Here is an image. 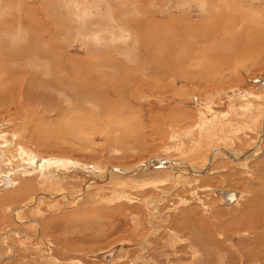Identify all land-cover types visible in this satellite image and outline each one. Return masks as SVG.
Instances as JSON below:
<instances>
[{
  "label": "rangeland",
  "instance_id": "rangeland-1",
  "mask_svg": "<svg viewBox=\"0 0 264 264\" xmlns=\"http://www.w3.org/2000/svg\"><path fill=\"white\" fill-rule=\"evenodd\" d=\"M109 1L126 28L131 23L126 48L92 47L93 33L108 30L96 3L80 21L66 0H0V24L15 13L0 33V144L8 160L1 169L15 180L0 192V264H264V135L248 131L252 141L236 142L246 153L260 140L245 166L216 160L210 173H186L187 183L153 182L176 174L174 162L202 167L224 144L211 137L226 128L221 114L236 107V96L264 90L263 1L242 0V10L224 17L215 13L223 0H209L206 19L199 0L190 9L181 0ZM226 22L234 34L223 32ZM213 28L218 36L206 39L202 31L209 37ZM4 68L14 83L2 85ZM32 155L54 162L41 176L23 174ZM146 162L156 167L119 179L116 169ZM215 190L242 198L221 207Z\"/></svg>",
  "mask_w": 264,
  "mask_h": 264
},
{
  "label": "bare ground",
  "instance_id": "bare-ground-1",
  "mask_svg": "<svg viewBox=\"0 0 264 264\" xmlns=\"http://www.w3.org/2000/svg\"><path fill=\"white\" fill-rule=\"evenodd\" d=\"M67 2H62L65 6H67L66 8H68L69 9V11L71 12L72 10L74 11V14L77 16V18L78 19H80V18H83V17H80V16H85V15H89V16H91L92 14H93V9L95 10V5L96 4H98V6H99V8H97L98 10H99V13L101 14V16H103V20L104 21H102L101 22V25H102V23H106V25L108 26V28H107V26H105L104 27V25H102V27H104L105 29H108V30H105V32H106V34L104 33V34H99V32H98V34H96L95 32L93 33L94 34V36H93V38H92V47H96V48H126V45L127 44H129V40L131 39L130 37H131V35L133 34H131L130 33V30L129 29H127V28H129L128 26L131 24V23H127V28H126V25H125V22H123L124 20H121L122 18L120 17V15H118L117 17H116V15H114V13H113V9H112V7H111V5H109L110 4V1L109 0H101V1H99V2H96V1H94V0H91V1H89V0H86V1H76V0H66ZM114 1V0H113ZM112 1V2H113ZM121 1V0H120ZM119 0H118V2H117V4L120 2ZM145 1V0H144ZM143 1V2H144ZM146 1H148V3H149V0H146ZM145 1V2H146ZM182 2V5L183 6H185V7H187V8H189V7H191L192 6V4H194L193 2H195V1H190V0H181ZM198 1V0H197ZM215 1V0H214ZM249 1H252V2H254V1H263V3H264V0H249ZM136 2V1H135ZM138 2V1H137ZM139 2H140V0H139ZM139 2H138V4H139ZM144 2V3H145ZM152 2V1H151ZM153 2H156V0H153ZM221 2V1H220ZM67 3V4H66ZM94 3H96V4H94ZM116 3V2H115ZM141 3V2H140ZM178 3V2H177ZM176 3V4H177ZM181 3L179 4L178 3V5L177 6H179V5H181ZM215 3V2H214ZM112 4V3H111ZM124 4H127L126 2H124ZM130 4V3H129ZM136 4V3H135ZM137 4V5H138ZM213 4V3H212ZM119 5V4H118ZM120 5H122L121 4V2H120ZM119 5V6H120ZM145 5V4H144ZM181 5V6H182ZM197 5H199L200 7L199 8H201V9H199V10H201L202 12H200V13H203V15H202V17L204 16V18L209 14V11H208V8L210 7V5L211 4H209V0H199V2L197 3ZM243 3H242V0H228V1H225V0H223L222 1V6L221 5H219V6H221L220 8H218L217 9V11L215 12L216 14H218V15H223L224 17L225 16H227V15H230V16H235L236 15V13H238L240 10L239 9H241V8H243ZM15 6V5H14ZM123 6V5H122ZM121 6V7H122ZM136 6V5H135ZM135 6L133 7L134 9H135ZM218 6V5H217ZM8 7V6H7ZM115 7V6H114ZM125 7H127V5H125L124 7H122V8H125ZM141 7V6H140ZM212 7V6H211ZM250 7V6H249ZM129 8V7H128ZM132 8V9H133ZM136 8H138V6L136 7ZM181 8V7H180ZM186 8V9H187ZM194 8V7H193ZM197 8V7H196ZM215 8V7H214ZM119 9H120V7H119ZM127 9V8H126ZM133 9V10H134ZM190 9V8H189ZM246 8H244L243 9V11L245 10ZM1 10V9H0ZM10 10H11V8H10ZM13 10V9H12ZM11 10V11H12ZM130 10V9H129ZM139 10V8L137 9V11ZM211 10H212V8H211ZM214 10V9H213ZM242 10V9H241ZM250 10H251V8H250ZM258 10V9H257ZM100 11H102V13L100 12ZM125 11V9L122 11V12H124ZM136 11V12H137ZM140 11V10H139ZM249 11V10H248ZM15 12V11H14ZM120 12V11H119ZM121 12V13H122ZM126 12H128V9L125 11V13ZM162 12V11H161ZM214 12V11H213ZM244 12H247L246 10L244 11ZM251 13H255L256 14V12H252V11H250ZM125 13H122V14H125ZM130 13V12H129ZM212 13V12H211ZM263 13H264V11H263ZM115 14H119V13H117V12H115ZM215 14V15H216ZM240 14H242V12L240 13ZM247 14H249V12L247 13ZM253 15V14H252ZM14 16H15V13L13 14L12 12H10V13H8L7 14V18L6 19H4L5 20V22H3L2 24H0V33H2L3 32V29H1L2 27L1 26H5V28L7 27V28H10V27H8V26H10L9 24H10V21L12 22L13 20H15V18H14ZM217 16V15H216ZM248 16H251V15H248ZM80 17V18H79ZM211 17H212V15H211ZM254 16H251V18H253ZM124 18H126V17H124ZM222 18V17H221ZM85 19H87V18H84V20ZM89 19V18H88ZM206 19V18H205ZM205 19H202V22L204 23V21H205ZM0 21H1V19H0ZM80 21H83V20H81L80 19ZM122 21V22H121ZM190 21V20H189ZM2 22V21H1ZM87 22V21H86ZM139 22V21H138ZM152 22V21H151ZM222 22V21H221ZM234 22L236 23V20H234ZM14 23V22H13ZM216 23V22H215ZM257 23V22H256ZM83 24H84V22H83ZM150 24V23H149ZM213 24V23H212ZM238 23H236V25H237ZM240 24V23H239ZM214 25V24H213ZM223 25L224 24H222V25H220L222 28H223ZM234 27H236L237 28V26H235L234 24H232ZM84 26V25H83ZM93 26V25H92ZM219 26V25H218ZM225 27L223 28L225 31H223V32H226L227 31V29H232L231 27L230 28H228L229 26H228V24H227V22H226V24L224 25ZM239 26V25H238ZM95 27V26H94ZM7 28L6 29H4V30H7ZM11 28H13V27H11ZM100 28H101V26H100ZM225 28H227V29H225ZM235 28V29H236ZM102 29V28H101ZM188 29V28H187ZM100 30V29H99ZM200 30H202V29H200ZM199 30V32H201ZM211 30V29H210ZM212 30H214V31H212ZM211 31L214 33L215 31H216V28H213ZM217 30H219L220 31V33H222L221 32V30L222 29H217ZM228 30V31H229ZM248 30H249V28H248ZM248 30H247V32L246 33H248ZM9 31V30H8ZM96 31H98L97 30V28H96ZM101 31V30H100ZM227 31V32H228ZM232 31V32H231ZM236 31V30H235ZM251 31V30H250ZM204 32V33H203ZM226 32V33H227ZM233 33L234 34V32H233V30H230L228 33L229 34H231V33ZM190 33V32H189ZM192 33V32H191ZM202 33L203 34H205V38L206 39H208V38H213L215 35V37H217L218 35H217V33L216 34H214L213 35V33H211V32H209L210 33V36L208 37V32H207V30H203L202 31ZM201 33V34H202ZM225 33V34H226ZM236 33V32H235ZM250 33V32H249ZM90 34V33H89ZM202 34V35H203ZM213 35V36H212ZM232 35V34H231ZM91 37V36H90ZM134 37H136L135 35H133V38ZM189 37H190V35H189ZM215 37L213 38V39H215ZM132 40V39H131ZM137 40V39H136ZM204 42V41H203ZM198 47V46H197ZM199 48H201V47H199ZM204 54V53H203ZM61 56V55H60ZM35 58V57H34ZM33 58V59H34ZM11 60V59H10ZM16 60V59H15ZM224 60V59H223ZM1 62V61H0ZM6 62V61H5ZM14 62V61H13ZM15 62H17V61H15ZM194 62V61H193ZM32 63V62H31ZM13 64V63H12ZM3 65V64H2ZM7 65V64H6ZM9 65V64H8ZM15 65V64H14ZM16 65H17V63H16ZM5 66V65H4ZM4 66H2V67H4ZM217 66V65H216ZM1 67V68H2ZM185 67V66H184ZM200 67V66H199ZM206 67V66H205ZM218 67V66H217ZM222 67V66H221ZM5 68H6V66H5ZM5 68H4V70H5ZM8 68V67H7ZM219 68V67H218ZM217 68V69H218ZM3 69V68H2ZM1 69V70H2ZM187 69V68H186ZM206 69V68H205ZM208 69V68H207ZM209 69H211L210 68V65H209ZM199 70V69H198ZM201 70H202V68H201ZM221 70V69H220ZM219 70V71H220ZM3 71V70H2ZM205 72V71H204ZM207 72H208V70H207ZM213 72H214V69H213ZM4 74H5V78H4V80L2 81V85H6V84H8L9 85V83L10 84H12V83H14V80H15V74H14V71H10V69L8 70H5V72H3ZM2 73V74H3ZM71 73V72H70ZM93 73V72H92ZM215 73V72H214ZM28 73H25L24 74V77L23 78H26L27 80H28V78L26 77V75H27ZM234 75V74H233ZM74 76V75H73ZM104 76V75H103ZM22 77V76H21ZM109 77V76H108ZM216 73L214 74V78L213 79H215L216 80ZM30 78H32V77H30ZM20 79V78H19ZM103 79V78H102ZM212 79V80H213ZM221 79V78H220ZM26 80V81H27ZM30 80V79H29ZM21 81V80H20ZM261 85L262 86H264V84H263V82L261 83ZM20 88V87H19ZM256 89H258V88H256ZM20 90V89H19ZM238 92V91H237ZM236 92V93H237ZM260 92V94H258ZM241 93V92H240ZM244 93V92H243ZM258 93L257 92H255V94L254 93H251V91L250 92H245L244 94H242V95H238V96H236V102H235V105H236V107L234 106V103H232V108H230V110L227 112V113H225L224 115H222L221 114V116H222V118H220L222 121H224L225 123H224V125L226 126V128H225V130L223 129V132L222 131H220V132H218V133H216V134H213V135H211V137L213 138V139H216V140H219V141H223V145L222 146H220V147H216V148H214L213 150H211V155L210 156H206V159L207 160H205L204 161V163H203V166L202 167H194V166H191L190 168H189V166H185L184 164H183V166H180V165H175L176 164V162H174V166H173V168H174V171H176V174L173 172V173H169V174H171V175H167V174H160L159 176L161 177H159L157 180H155V181H153V182H155V183H157L158 185H160L162 182H160V179H162V180H164L165 178H167V180H168V178H169V180H171L172 181V183H175V181H177V183L176 184H183V183H187V181H188V179L187 178H185L186 176H187V174L186 173H188V174H191V175H195V176H203V174H206L207 172L208 173H210L209 171L210 170H206V168L207 167H209V168H211L212 167V165L215 163V161L216 160H228V161H230L232 164H234V166H243L244 164L246 165V160L247 159H251V158H255L254 157V154L256 153L255 151H257V150H259L260 148H259V141L260 140H258V139H260L261 137L260 136H262V135H264V90H262V89H258ZM19 94V93H18ZM235 95V94H234ZM232 101H235V100H230V98H229V102L231 103ZM212 102V101H211ZM210 103V102H209ZM230 103H228V104H230ZM208 104V103H207ZM210 105V104H209ZM230 107H231V104H230ZM203 108H205V109H209V107H205V106H203L202 107V109ZM201 112H204V110H201ZM202 114V113H201ZM203 115V114H202ZM130 116V115H129ZM133 116V115H132ZM203 117V116H202ZM215 118V117H214ZM259 118H262L261 120H263L260 124H259ZM209 119V118H208ZM257 121V122H256ZM211 122H212V120H211ZM215 122V121H214ZM213 122V123H214ZM220 122V121H219ZM256 122V125L254 124ZM203 123V121H201V124ZM212 124V123H211ZM90 125V124H89ZM126 129V128H125ZM89 131V130H88ZM187 131V130H186ZM190 131V130H189ZM188 131V132H189ZM210 131V130H209ZM241 131V134L239 133ZM248 131H250V132H252V133H254V136H255V134H256V136H257V140H256V143H255V148H254V150L252 149V151H247L246 153L245 152H242L240 149H238V147L236 146V142L237 143H240L241 142V140L243 141V139H245V140H249V142H250V140H251V135H248L249 134V132ZM78 132V131H77ZM80 132V131H79ZM214 132V131H213ZM158 133V132H157ZM179 133V132H178ZM190 133V132H189ZM260 133L262 134V135H260ZM207 134H209V133H207ZM220 134H225V135H220ZM173 135H175V134H173ZM183 135L184 136H186L187 135V132H185V133H183ZM178 136H182V135H178ZM256 136H255V138H256ZM3 137L4 136H0V139H2L3 140ZM205 137V136H204ZM4 138H6V137H4ZM181 138V137H180ZM264 138V137H263ZM186 139V138H185ZM172 140V139H171ZM174 140V139H173ZM178 140V139H177ZM253 140V139H252ZM251 140V141H252ZM261 140H262V138H261ZM4 141H6V140H4ZM172 142V141H171ZM212 143V142H211ZM222 144V143H221ZM252 144H253V142H252ZM19 145V144H18ZM176 145V144H175ZM244 145V144H243ZM248 146H249V144H248ZM194 147H196V149L194 150V151H196V152H198V148L200 147V144L199 143H196V144H194ZM250 147V146H249ZM253 147V146H252ZM172 148V147H171ZM5 148L3 147V145L1 146V144H0V192L2 193L4 190H7V189H9V188H11V187H13L14 186V184H15V180H14V174H13V172L12 171H5V170H2L1 168H2V166H4L5 164H7V159H6V152H5V150H4ZM248 149V148H247ZM246 149V150H247ZM262 149V148H261ZM249 150V149H248ZM250 150H251V148H250ZM176 151H177V149H176ZM245 151V150H244ZM260 151V150H259ZM192 152V151H191ZM263 152V151H262ZM16 153V152H15ZM19 153V152H18ZM257 154V153H256ZM188 155V154H187ZM198 155V154H197ZM261 155V154H260ZM259 156V155H258ZM243 157H245V158H243ZM25 158V157H24ZM186 158V157H185ZM10 160V159H9ZM15 160V159H14ZM25 160V159H24ZM173 160V159H172ZM11 161V160H10ZM159 161H163V160H160V159H158V163H159ZM167 161V160H166ZM183 161V160H182ZM251 161V160H250ZM53 160H51V161H49V160H46V159H43V158H40V157H36V156H31L30 157V159H29V161L27 160L26 162H22V169H21V171L22 172H24L23 174H30V173H37L38 175H43L44 174V172L42 171V169L41 168H43L44 167V165H46L47 166V164H53ZM55 162H57V160H55ZM61 162H63V161H59L58 160V163H61ZM149 163V162H148ZM148 163L146 162V163H142V164H140L139 166H136L135 168H132V169H126V170H124V169H116V172H119V176H120V178L119 179H121V180H123L124 181V179L126 178H129V177H131V176H133V175H136V173H138V172H142V171H144L143 169L145 168V167H148ZM162 163V162H161ZM164 163H165V160H164ZM169 163H170V161H168V163L166 164V165H168L169 166ZM68 164V163H67ZM154 164V163H153ZM152 164V162H151V164H150V166L148 167V169H153L154 167H156V166H154ZM163 164V163H162ZM163 165H165V164H163ZM244 165V166H245ZM54 166H56L57 168H63L64 169V171L63 172H68V167H67V165L66 164H59V165H54ZM71 166V165H70ZM168 166L166 167L167 169H168ZM175 166H179V167H175ZM162 167V166H161ZM164 167V166H163ZM47 168V167H46ZM54 168V167H53ZM242 168V167H241ZM86 169V168H85ZM163 169H165V168H163ZM20 170V169H19ZM46 170V169H45ZM83 170H84V168H83ZM87 170V169H86ZM129 170H131V171H129ZM181 170V171H180ZM47 171V170H46ZM165 171V170H164ZM26 172V173H25ZM28 172V173H27ZM43 172V173H42ZM111 172H113V170H111ZM168 172V171H167ZM190 172V173H189ZM222 172V171H221ZM224 172V171H223ZM40 173V174H39ZM45 173H47V172H45ZM61 173V172H60ZM139 173V174H140ZM214 173H216V172H214ZM71 174V173H70ZM78 174V173H77ZM90 174V173H89ZM92 174V173H91ZM221 174V173H220ZM37 175V176H38ZM180 175V177H177V176H179ZM40 176H38L39 178H40ZM67 176V175H66ZM100 176V175H99ZM103 176V175H102ZM185 176V177H184ZM43 177V176H42ZM77 177V176H76ZM86 177V176H85ZM48 178V177H47ZM90 178V177H89ZM102 178H104V179H106V184H109L110 182H111V176H110V174L108 175V174H106V175H104ZM132 178V177H131ZM139 178V177H138ZM36 179V178H35ZM45 179V178H44ZM189 179H190V176H189ZM34 180V179H33ZM39 180V179H38ZM96 179H91V181L90 182H92V181H95ZM113 180V179H112ZM116 180V179H115ZM144 180V179H143ZM44 181V180H43ZM100 180H96L95 182L96 183H98L97 185H101L100 183L103 181H100ZM126 181V180H125ZM204 181H206V179H204ZM8 182V183H7ZM32 182V181H31ZM38 182V181H37ZM94 182V183H95ZM139 182V181H138ZM141 182V181H140ZM144 182V181H143ZM149 182V181H148ZM189 182V181H188ZM195 182H197V181H195ZM201 182V180H199V183ZM29 183V182H28ZM171 183V184H172ZM53 184V183H52ZM88 184V183H87ZM102 184H104V182L102 183ZM113 184H114V182H113ZM193 184H194V182H193ZM29 185V184H28ZM110 185V184H109ZM139 185V184H138ZM143 185V184H142ZM30 186V185H29ZM146 186H147V184H146ZM198 186V185H197ZM32 187V186H31ZM86 187V186H85ZM103 187V186H102ZM26 188V187H25ZM140 188H141V185H140ZM28 189H29V187H28ZM32 189V188H31ZM88 189H90L89 187H86V188H84V191H82V192H84L85 193V191H87L88 192ZM24 190H27V189H24ZM32 190H34V189H32ZM58 190V189H57ZM197 190V189H196ZM35 191V190H34ZM33 191V192H34ZM17 192V191H16ZM19 192V194L21 193L20 191H18ZM49 192H51V191H49ZM65 192V191H64ZM78 192V191H77ZM81 192V193H82ZM86 192V193H87ZM5 193V192H4ZM26 193V192H25ZM28 193V192H27ZM36 193V192H35ZM54 193V192H53ZM105 193V192H104ZM8 194V193H7ZM18 194V195H19ZM214 194L217 196V198H218V204H219V206H221V207H229V206H232V205H236L237 206V204L239 203V200L242 198V197H240V194L238 193V192H236V191H230V190H215V192H214ZM9 195H11V194H9ZM18 195H17V197H18ZM21 195H22V193H21ZM52 195V194H51ZM120 195H122V194H120ZM119 195V196H120ZM124 195V194H123ZM257 195V194H256ZM259 195V194H258ZM12 196H14V195H11V197ZM65 196V195H64ZM262 196H264L263 195V192H262ZM14 197H16V196H14ZM28 197H30V195L28 196ZM31 197H33L32 195H31ZM30 197V198H31ZM37 197V196H36ZM46 197V196H45ZM49 197V196H48ZM59 199H63V198H60L59 196H57ZM62 197V196H61ZM34 198V197H33ZM47 198V197H46ZM66 198H67V196H66ZM126 198V197H125ZM258 198V197H257ZM260 198V197H259ZM7 199H8V197H7ZM6 199V200H7ZM11 199V198H10ZM12 199H13V197H12ZM18 199H20L19 197H18ZM29 199V198H28ZM51 199V198H50ZM55 199V198H54ZM58 199V200H59ZM255 199V198H254ZM13 200H16V199H13ZM37 200H39V198L37 199V198H34L33 199V202L35 203V201H37ZM69 200V199H68ZM159 200V199H158ZM165 200V199H164ZM248 200H249V198H248ZM251 200V199H250ZM24 200H22V202H23ZM26 201V200H25ZM53 201V200H52ZM55 201V200H54ZM67 201V200H66ZM252 201L254 202V203H258V202H256V201H254L253 199H252ZM251 201V202H252ZM29 202V201H28ZM27 202V203H28ZM32 202V203H33ZM31 203V204H32ZM33 203V204H34ZM52 203V202H51ZM70 203V202H69ZM22 204V203H21ZM30 204V205H31ZM19 205V204H18ZM30 205H29V207H30ZM70 205V204H69ZM252 205V204H251ZM35 206V205H34ZM40 206V205H39ZM179 206V205H178ZM250 206V205H249ZM253 206V205H252ZM26 206L24 205L23 207H21V208H25ZM262 207V206H261ZM255 208V207H254ZM260 208V207H259ZM238 210V209H237ZM16 211V212H15ZM18 211H20V209H16V210H14V213L16 214ZM24 211V210H23ZM250 211V210H249ZM253 211V210H252ZM257 211H258V209H257ZM241 215H244V214H242L241 212H239ZM245 213H247V212H245ZM250 213V212H249ZM256 213V212H255ZM17 215L19 216V214L17 213ZM237 215V213L236 214H233V216H236ZM246 215V214H245ZM252 215V214H251ZM250 215V216H251ZM80 217V216H79ZM245 217V216H244ZM252 217H253V215H252ZM21 218V217H20ZM234 219V218H233ZM249 220H251V219H249ZM202 221H204V220H202ZM201 221V222H202ZM187 222V221H186ZM189 223V222H188ZM246 224H247V222H246ZM203 225V224H202ZM201 225V226H202ZM232 225V224H231ZM251 225V224H250ZM221 226V225H220ZM222 227V226H221ZM16 228V227H15ZM200 228V227H199ZM223 228V227H222ZM193 230H194V228H192ZM225 229V228H224ZM192 230V231H193ZM220 230V229H219ZM15 232V231H14ZM156 232V231H155ZM183 232V231H182ZM209 232V231H208ZM160 233V232H159ZM200 233H204L203 231H201ZM211 233V232H210ZM12 234V233H11ZM193 234H194V231H193ZM192 235V234H191ZM195 235V234H194ZM197 235V234H196ZM201 235V234H200ZM170 236V235H169ZM184 236V235H183ZM172 237V236H171ZM199 237V236H198ZM202 238V237H201ZM200 238V239H201ZM204 238V237H203ZM25 240V239H24ZM208 240V239H207ZM188 242V241H187ZM52 244V243H51ZM38 245V244H37ZM146 245V244H145ZM202 245V244H201ZM210 246V245H209ZM114 248V247H113ZM116 248V247H115ZM121 248V247H120ZM172 248V247H171ZM108 252V251H107ZM193 252V251H192ZM105 253V252H104ZM193 255H195L196 256V253H192ZM3 257V256H2ZM4 258V257H3ZM221 259V258H220ZM195 261V260H194Z\"/></svg>",
  "mask_w": 264,
  "mask_h": 264
},
{
  "label": "water",
  "instance_id": "water-1",
  "mask_svg": "<svg viewBox=\"0 0 264 264\" xmlns=\"http://www.w3.org/2000/svg\"><path fill=\"white\" fill-rule=\"evenodd\" d=\"M263 84H264V80H263ZM8 183V182H7Z\"/></svg>",
  "mask_w": 264,
  "mask_h": 264
}]
</instances>
